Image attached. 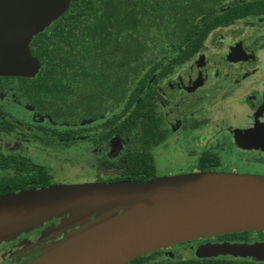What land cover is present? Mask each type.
I'll return each instance as SVG.
<instances>
[{"label":"trees","instance_id":"16d2710c","mask_svg":"<svg viewBox=\"0 0 264 264\" xmlns=\"http://www.w3.org/2000/svg\"><path fill=\"white\" fill-rule=\"evenodd\" d=\"M220 0H71L68 10L29 45L40 63L32 79L0 78L17 103L56 127L79 126L106 116L107 136L125 139L139 131V151L124 156L122 176L115 183H146L156 179L152 144L154 134L153 88L176 66L199 53L215 25L214 5ZM220 23L225 18L218 19ZM218 22V23H219ZM0 111V128H14ZM111 126V127H110ZM67 139L69 131H52ZM220 161L204 153L196 161L198 172H217ZM0 169L12 173L0 178V194L52 185L41 166L14 156L1 157Z\"/></svg>","mask_w":264,"mask_h":264},{"label":"water","instance_id":"95a60500","mask_svg":"<svg viewBox=\"0 0 264 264\" xmlns=\"http://www.w3.org/2000/svg\"><path fill=\"white\" fill-rule=\"evenodd\" d=\"M70 2L0 0V77L32 79L38 74L31 40L58 20ZM63 215L68 217L62 227L82 229L27 264H126L175 244L264 232V176L196 172L141 184L25 190L0 197V238ZM204 251L264 262V242L210 245Z\"/></svg>","mask_w":264,"mask_h":264},{"label":"flooded vegetation","instance_id":"af4514ba","mask_svg":"<svg viewBox=\"0 0 264 264\" xmlns=\"http://www.w3.org/2000/svg\"><path fill=\"white\" fill-rule=\"evenodd\" d=\"M212 14V24L215 25L210 29L202 50L190 61L181 66H176L170 74L165 75L153 88V111L157 119L154 134L157 137L162 136L160 143L152 144L149 149L156 178L167 177V173L170 171L172 172L171 175H178V172H173L178 171L183 166L186 168L187 165H190L195 172H198L195 167L196 161L204 153H213L218 156L220 166L217 168V172H221L219 170L223 163V154L216 149L213 141V139L217 140L220 137H225L226 140L228 138L227 144L229 147L244 155L264 154V0H220L215 3ZM222 17L225 18L224 23H220L218 20ZM237 26H242V29L238 31L236 29ZM257 31L260 32L258 33ZM223 33L226 36L223 37ZM207 43H209V47L218 52L213 65L207 68V61L204 63L199 61L195 69L196 75L193 79L177 83L174 87L170 84L166 86L165 80L173 76L177 70L188 64H193L196 58L207 50ZM0 78L16 79V77ZM223 80H225L224 84L222 83ZM222 84L223 87H221ZM219 87L224 89L226 100L223 105L213 107L211 105L207 109H199L201 108L199 107V102L202 99L198 94L207 92L213 95L218 92ZM7 95L10 96L13 105L32 114L37 124L36 128L41 132L33 133V137L43 144L51 145L52 143H57L69 148L81 140L91 142L99 147H102L105 142L110 143L112 141L125 146V150L121 153L119 160H114L108 156L98 159V164L104 170H119L118 175L108 179L97 178L95 182L84 183H115L112 180L120 178L122 171L125 169L126 161L124 156L128 153L139 151L141 148L140 142L135 139L138 137L139 131L133 132L130 137L125 139L120 138L116 134L107 136L109 129L107 130L106 128L109 126L106 122L120 114L126 100L118 105L117 108L112 109L106 116L95 121L85 122L79 126L56 127L51 125L46 119L38 118L32 109L17 103L10 90L0 87V101ZM169 99L177 100L178 111L184 114L181 126L184 125L183 121L188 120L186 117L189 115L192 117L188 125L190 138L181 145L188 148L186 155L182 159L169 154V151H167L168 145L171 144V132H174L175 127H172L171 131L165 127L164 118L159 114L158 108L161 104L166 105L165 102ZM191 108L194 110L191 111ZM0 111L4 113L3 118L6 122L14 124L12 130L4 127L0 128L1 133L9 134L23 126L20 121L13 118L1 106ZM217 113L218 117L216 118ZM199 114L201 116L203 114L204 117H196ZM93 124L97 125L94 126ZM45 125H48V127ZM90 125L94 126L91 127L94 130L93 135H81L82 130ZM181 126L177 125V131L182 129ZM53 130L69 131L71 135L64 140L58 139L52 134ZM206 130L211 132V136L208 139L204 135ZM201 133L203 135H200ZM159 150H162L163 153H159ZM8 156L26 159L30 164H33L29 159L22 156L0 154V158ZM252 163H264V159L257 158ZM11 173L12 171L8 169H0V178H5ZM48 174L51 176L49 172ZM51 183V186L45 188L63 185V183L54 181L52 176ZM22 191L0 194V197L17 194ZM59 223L60 221L57 220L48 224L46 228L44 227L38 232L35 231L38 234L36 233L37 236L34 243H28L25 239L22 242L1 243L0 246L2 247L0 249H4L2 254L6 256H2L3 260H1L0 264H27L35 261L67 241L68 236L71 237L72 234L82 229V227L78 226L65 228L59 234L57 233ZM257 242H264V232L212 236L165 247L126 264H264V262H258L252 258L229 255L209 256L204 251L210 245L253 244ZM8 248H10L9 251H7ZM34 251L36 253L31 254ZM6 257L7 259H4Z\"/></svg>","mask_w":264,"mask_h":264},{"label":"rangeland","instance_id":"374dc122","mask_svg":"<svg viewBox=\"0 0 264 264\" xmlns=\"http://www.w3.org/2000/svg\"><path fill=\"white\" fill-rule=\"evenodd\" d=\"M236 29L240 31V29H242V26H237ZM222 36L224 37L226 35L223 33ZM216 53L218 52L215 49L209 47V43H207V50L201 56H198L193 64H188L183 68L177 70L173 76L165 80V85L167 86L168 84H170L174 87L177 83H181L188 79H193L196 75L195 69L197 63L199 61L203 63L207 61L206 66L207 68H210L213 65V61L216 60ZM224 82L225 80L222 81L223 84ZM223 84L221 87H223ZM221 87H219L218 92L213 95H210L207 92H200L198 96L201 97L202 101L199 102V107H201L199 109H207L208 106L211 105V107L223 105L226 99L224 96V89ZM165 103L166 105L161 104L159 106V114L164 118L165 127L168 130L171 131L172 127H175L174 132H171V144L168 145L167 151H169V154L182 159L186 155V150L188 148H186V146L182 147L181 145L190 138V129L188 125L190 124L192 117H190V115L188 117L185 116L186 118H188V120L183 121L184 125L181 126L182 117L184 114L179 113L177 100L169 99ZM0 106L13 118L20 121L23 125L22 127L15 129L9 134L0 132L1 155L12 154L25 157L29 159L33 164L43 166L51 174L54 181L63 183V185H76L75 183L80 184L84 182H95L97 178L108 179L119 174V170H104L98 164V159H101V157L104 156H108L114 160H119L121 153L125 150V146H121L117 142L112 141L110 143L105 142L102 147H99L91 142L81 140L69 148H65L57 143H52L51 145L43 144L35 140L33 137V133L41 132L36 128L37 124L34 121L31 113H27L21 108L13 105L9 95L4 97L0 101ZM190 110L193 111L194 109L191 108ZM196 117L203 118L204 115L202 114L201 116V114H199ZM217 117L218 113L216 114V118ZM93 125L95 126L97 124ZM177 125L181 126L182 129L177 131ZM45 126L48 127V125ZM94 126L90 125L84 128V130H82L83 132H81V135L92 136L94 130L91 127ZM200 135L203 134L201 133ZM204 135L205 138L208 139L209 136H211V132L209 130H206L204 132ZM213 141L216 145V149L223 154V163L219 171L224 173L264 176V163H252L254 159H264V154L259 153L258 155H244L242 153H239L235 149L232 150L227 144L228 138L226 140L225 137H220L217 140L213 139ZM159 153L162 154L163 151L159 150ZM183 167L179 168L178 171H175L173 173L178 172V175L196 173L190 165H187L186 168ZM171 173V171L168 172V176H174L173 174L171 175ZM67 217L68 215H63L58 218H53L37 227H34L33 229L22 231L15 235H8L4 239L0 238V244L5 242H22L24 239L28 243H34L38 234L37 232L44 227L46 228L48 224L57 220L60 221L57 226V233L60 234L65 229L64 227H62V224ZM35 231H37V234L35 233ZM3 232H5L4 229ZM73 235L74 234H72V236ZM69 238L70 237L68 236V239ZM9 250L10 248H8L7 251ZM2 252H4L3 248L0 249V262L1 260H3V257L6 256L2 254ZM34 253H36V251L31 254ZM4 259H7V257Z\"/></svg>","mask_w":264,"mask_h":264},{"label":"bare ground","instance_id":"6f19581e","mask_svg":"<svg viewBox=\"0 0 264 264\" xmlns=\"http://www.w3.org/2000/svg\"><path fill=\"white\" fill-rule=\"evenodd\" d=\"M18 197H14V198H10V199H13V200H15V199H17ZM8 202H10V200L8 201Z\"/></svg>","mask_w":264,"mask_h":264},{"label":"crops","instance_id":"0c3cea01","mask_svg":"<svg viewBox=\"0 0 264 264\" xmlns=\"http://www.w3.org/2000/svg\"><path fill=\"white\" fill-rule=\"evenodd\" d=\"M160 178V177H159Z\"/></svg>","mask_w":264,"mask_h":264}]
</instances>
